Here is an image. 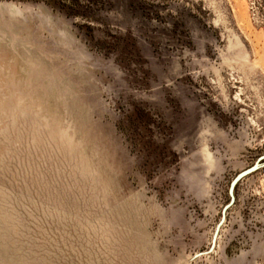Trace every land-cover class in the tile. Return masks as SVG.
<instances>
[{"label":"rangeland","instance_id":"obj_1","mask_svg":"<svg viewBox=\"0 0 264 264\" xmlns=\"http://www.w3.org/2000/svg\"><path fill=\"white\" fill-rule=\"evenodd\" d=\"M0 264H264V0H0Z\"/></svg>","mask_w":264,"mask_h":264},{"label":"water","instance_id":"obj_2","mask_svg":"<svg viewBox=\"0 0 264 264\" xmlns=\"http://www.w3.org/2000/svg\"><path fill=\"white\" fill-rule=\"evenodd\" d=\"M256 168H257V165L254 164V165L251 166L250 168H248V169L242 171L241 173H239V174L237 175V177H236V178L233 180V182H232V188H233V186L237 183V181H238L243 175H245V174H247V173H249V172L255 170Z\"/></svg>","mask_w":264,"mask_h":264}]
</instances>
